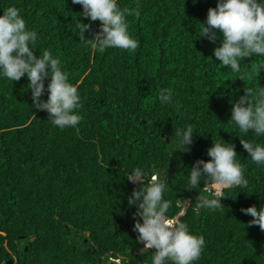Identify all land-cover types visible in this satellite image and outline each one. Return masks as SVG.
Listing matches in <instances>:
<instances>
[{
  "label": "trees",
  "instance_id": "16d2710c",
  "mask_svg": "<svg viewBox=\"0 0 264 264\" xmlns=\"http://www.w3.org/2000/svg\"><path fill=\"white\" fill-rule=\"evenodd\" d=\"M121 8L139 6L129 16L135 51L109 48L100 53L80 41L82 8L71 0H0V10L18 7L27 27L38 32L34 54L50 50L69 73L82 98V121L75 128L53 126L44 110L31 107L27 78H0V264H151L154 249L139 250L133 230L134 185L128 171L137 167L166 171L168 218L178 216L206 245L194 264H264V231L248 226L242 207L264 204V166L253 163L240 139L264 143L251 130L244 135L228 122L232 103L244 90L264 86L242 80L220 66L215 43L200 36L209 7L217 0H118ZM264 57H246L242 72ZM47 80H45V85ZM171 88L173 103L161 105L158 93ZM43 99H47L45 92ZM191 125L192 144L170 156V139ZM241 138H240V137ZM220 138L233 144L245 167L246 188L224 189L221 210L198 207L207 179L189 189L192 164L208 160L207 149ZM135 219L139 220V216Z\"/></svg>",
  "mask_w": 264,
  "mask_h": 264
},
{
  "label": "clouds",
  "instance_id": "9594fccd",
  "mask_svg": "<svg viewBox=\"0 0 264 264\" xmlns=\"http://www.w3.org/2000/svg\"><path fill=\"white\" fill-rule=\"evenodd\" d=\"M196 0H193L195 3ZM81 6L80 17L89 21H99V31L92 38L85 33L91 31V25L78 20L76 29L80 41L100 53L109 48L135 51L139 42L129 31L128 17L141 15L139 6L121 8L118 0H71ZM199 35L215 43L213 53L220 66L230 68L242 80L257 79L260 69H264V60L253 66L252 72H242L241 63L246 57H264V0H217L215 7H209L204 22H200ZM38 32L27 27L21 10L9 6L0 10V78L12 83L22 77L27 78V88L31 90V107L44 110L53 126L63 130L75 128L82 121L79 113L81 96L77 86L69 82V73L62 68L59 57L50 50H44L37 56L34 50ZM45 80L47 84L45 85ZM45 92L47 99H43ZM174 92L171 88H161L158 100L161 105L173 103ZM228 122L240 133L248 135L251 130L256 137H264V86L260 84L248 87L244 95L232 103L231 117ZM191 125L178 128L171 137V154L176 149H186L192 144ZM240 137V136H239ZM241 138V137H240ZM250 160L264 166V143H255L240 139ZM208 160L198 159L191 168L188 178L189 189H197L202 179H207L209 195H200L198 207L206 210L223 209L224 189L246 188L245 167L238 161L235 146L228 142L212 143L207 149ZM149 169L137 167L128 171L127 179L134 185L128 197L129 207L135 206L133 230L138 233L140 250L153 253L151 264H194L199 260L205 248L203 235L194 234L184 223H175L180 214L168 218L170 202L164 198L168 184L165 169L155 171L147 178ZM240 211L250 215L248 226H259L264 231V204L257 209L250 205ZM139 216V220L135 219Z\"/></svg>",
  "mask_w": 264,
  "mask_h": 264
},
{
  "label": "rangeland",
  "instance_id": "374dc122",
  "mask_svg": "<svg viewBox=\"0 0 264 264\" xmlns=\"http://www.w3.org/2000/svg\"><path fill=\"white\" fill-rule=\"evenodd\" d=\"M141 248H142V244L140 243V246H139V248H138V249L140 250Z\"/></svg>",
  "mask_w": 264,
  "mask_h": 264
},
{
  "label": "built area",
  "instance_id": "2783aa9c",
  "mask_svg": "<svg viewBox=\"0 0 264 264\" xmlns=\"http://www.w3.org/2000/svg\"><path fill=\"white\" fill-rule=\"evenodd\" d=\"M211 186H208L207 189H210Z\"/></svg>",
  "mask_w": 264,
  "mask_h": 264
}]
</instances>
